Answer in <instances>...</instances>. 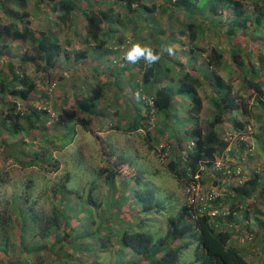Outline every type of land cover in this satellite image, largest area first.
<instances>
[{"label": "trees", "instance_id": "1", "mask_svg": "<svg viewBox=\"0 0 264 264\" xmlns=\"http://www.w3.org/2000/svg\"><path fill=\"white\" fill-rule=\"evenodd\" d=\"M48 1L51 16L59 23L71 25L73 13H82L86 20L84 39L89 46L70 52L57 31L32 28L26 8L28 0H0V9L10 17L9 21L0 22V57L13 55L14 45L30 47L17 55L19 65L9 62L7 69L0 68L3 160L24 168L59 170L61 160L54 151H61L73 142L76 124L90 130L95 119L104 124L108 118L110 122L113 120L111 127L124 133L145 129L148 149L154 148V140L164 141L162 150L170 151L168 169L182 187L204 181L201 175L210 169L215 174L213 183L201 184L225 188L213 207L230 213L221 212L219 217L207 213L195 216L197 208L186 201L170 216L168 232L156 240L157 233L145 228L151 226V213L164 214L166 205L159 201L155 189L142 183L144 173L134 160L117 152L104 135L98 134L103 164H98L97 175L105 176L109 194L104 203L96 195L97 179L86 180L80 187L70 186L76 169L68 167L66 160V169L57 174L51 185L46 206L41 201L44 193L38 190L34 179L16 191L0 186V264H256L247 258L252 250L237 246L236 240L244 241L248 236L253 243L258 237L249 221L251 212L241 213L239 205L249 203L248 198L254 193L264 203L263 175L252 167L255 155L248 153L242 159L248 148L246 140L238 138L225 154L229 141L221 135L226 115H232L229 118L235 130H246L253 106L235 91L233 79L227 80L220 70L237 72L256 99L255 106L264 114V86L259 81L264 74V0ZM115 6L124 9L123 13ZM206 33L223 37L227 46L219 43L211 47L203 63L198 57L207 52L202 43ZM136 41L151 45L157 52L174 42L175 55L165 53L150 68L143 61L129 64L123 54ZM256 41L260 48L250 45ZM251 46L253 49L249 50ZM177 51L184 53L180 59L175 58ZM169 59L170 63L165 64ZM82 61L87 64L88 73L83 78L88 86L78 91L70 111L64 107L61 114L69 118L75 115L76 122H66L61 129L57 128L59 121L53 120L46 107L36 104L38 83L24 65H33L52 81L50 71L58 63H66L71 71L66 78L74 80L83 73L72 74L75 70L72 62ZM256 63L260 68L255 69ZM196 65L201 67L197 70ZM183 67L187 68L185 72L177 75V69ZM167 81L177 85L173 87ZM205 85L210 88L208 95L214 110L204 124L200 87ZM137 92L147 99H138ZM176 93L188 95L191 102L187 108L191 124L183 130L176 128L174 120ZM153 116L156 118L152 120ZM51 129L56 136L50 135ZM182 132L188 142L182 140ZM29 135L38 137L40 145L31 147L32 142L25 140ZM226 155L237 161L226 160ZM220 158L225 165L216 169L215 162ZM238 162L249 174L242 184L236 175L226 171L227 166ZM72 163L75 164V159ZM0 178V184L7 183L5 176L0 174ZM136 181L139 184L135 185ZM128 201L141 205L142 214L150 215L141 217L139 222L131 221L133 214L124 210ZM131 207L129 210H133ZM254 220L261 230L263 221L258 216ZM177 238L185 239L177 241ZM184 249L186 253L192 252L193 259L187 261L182 257Z\"/></svg>", "mask_w": 264, "mask_h": 264}, {"label": "rangeland", "instance_id": "2", "mask_svg": "<svg viewBox=\"0 0 264 264\" xmlns=\"http://www.w3.org/2000/svg\"><path fill=\"white\" fill-rule=\"evenodd\" d=\"M48 0H28L27 3V10L30 13V20L32 28L36 29V31H48V30H55L59 33L60 38L65 42V46L70 52L74 50L86 49L88 48L89 44L85 42V34H86V20L82 18V13L79 11H75L71 17L72 24H62L59 23L53 16H51V2H47ZM159 2L161 0H158ZM13 5L11 3H7V6ZM117 11H121L123 13L124 9H119V6L114 7ZM10 20V17L6 15V13L0 9V22H7ZM53 20V22H52ZM70 20V21H71ZM71 23V22H70ZM177 26V25H176ZM206 40L202 41L204 45H206L207 52L204 56L199 55L198 59L201 60L203 63L205 62V55L210 51L211 47L214 45H218L219 43L225 45V40H222L223 37L211 36L208 33L205 34ZM165 38V37H164ZM249 40V39H248ZM71 41L70 43L67 42ZM201 42V41H200ZM201 43V45H203ZM174 44L171 43V46ZM250 45H255V47H261L258 42L250 43ZM249 45V46H250ZM186 47H190L189 44ZM179 50L184 49L177 47ZM253 49V46L249 48V50ZM30 47L28 45H14L11 56H3L0 57V68L7 69V63L13 62L19 65V60L17 55L23 54L25 51H29ZM248 50V49H247ZM264 51V50H263ZM181 54L183 55V51H177L176 57L180 59ZM244 54H247L246 51ZM254 55L252 56V61L254 59ZM170 60H167L165 64H169ZM85 63V64H84ZM75 70L72 74L80 75L83 73L79 79L74 78V80H69L66 76L71 74L69 65L66 63H58V67L54 68L50 71L52 73L53 78L52 81H48L45 77V74L42 72H38L35 67L31 64L24 65L27 72L35 79L38 83V89L40 90L37 94L34 95L36 98V104L46 107L52 117L53 120H58L59 123L56 125L57 128H62V126L66 122L75 123L77 117L74 115L73 117H61L62 109L64 107L67 108V111H70L69 107L73 104L72 102L79 96V90H86L88 86V82L84 80L83 75L87 72L85 66H87L86 62L80 63H73ZM21 66V65H20ZM77 66V68H76ZM201 66L196 65L195 68L198 70ZM259 64L256 63L255 69H258ZM187 68L183 67L177 69L176 74L180 75L185 72ZM229 69H221L220 74H222L227 80L232 78V83L234 84L235 91L244 95L245 99H248L252 107L253 115L250 118V125L251 128L247 130H243L242 134L239 136H247L248 146L251 148L250 152L253 151V155H255V161L252 163V167L255 166V169L262 173V177L264 180V114L261 112V109L256 105V99L254 96L251 95V90L246 89L244 87V83L242 79H239L238 73L234 72L231 73ZM63 77V78H62ZM259 81L264 86V74H262ZM171 83V81H167V84ZM171 86L177 85V83L169 84ZM210 88L205 86L200 87V93L204 98V108L201 111V119L202 122L205 124L206 120L209 119L212 115L214 110V105L209 100V93ZM111 96V95H109ZM44 99V100H43ZM43 100V101H42ZM66 100V101H64ZM39 102V103H38ZM190 98L186 94H179L176 93L175 96V107L174 113L177 115L175 116L174 120L176 121V128L183 130L184 127L187 128L190 126L191 122L188 120L187 116V108L190 106ZM64 104V106H63ZM71 104V105H70ZM4 105L0 103V110ZM21 108H24V105H20ZM263 111V109H262ZM64 113V112H63ZM127 115H129V111H127ZM238 116V113L235 114ZM230 116L226 115L227 121L223 125H221V135L225 137L228 131H238L233 128V121L230 120ZM156 118L153 116L152 120ZM129 117L123 121V125L127 123ZM113 121V120H112ZM112 121L107 118L104 124H102L99 119H95L90 124V130L84 127V125L77 123L76 124V133L74 135L73 142L64 148L61 151H54L56 158L61 160V169L59 170H52L46 171L38 166L32 167H21L16 164H10L9 161L3 160L4 155L2 153V148L0 147V174L6 177V184H0V186L4 187L8 191H16L22 189V185H25L26 181L30 179H34L36 183H38V190H42V200L43 205L46 206L49 204L48 197L51 196L50 188L53 181L58 177L57 174L63 172L66 169L65 160L68 161V167L75 168V176L73 180L70 182L71 187H80L82 184L86 183V180H91L93 178L97 179V192L96 195L99 200L104 203L105 199L108 197V183L105 180V176L100 174L97 175L98 164L101 165L103 162L101 161V147L98 134L104 135V137L108 140L111 146L117 150L119 153H123L124 155L130 157L134 160V164L141 170L145 176V181H142L147 187L155 189L156 196L161 203H164L166 206L164 214L162 213H143L142 214V206L138 205L136 202L128 201L125 206L124 210L127 214H133L131 216V221H140L141 217L150 215L151 219V226L146 227V230H150L153 233H157L158 236L156 240L160 238V235H165L168 232V223L170 216L176 214L180 205L185 203L186 201L189 202V194L186 192V188L182 187L179 181L175 178V176L170 172L168 169V163L170 158L168 154L170 151H163L162 146L165 144L164 141L158 142V140H154L153 149H148V142L146 136L145 129H139L137 132L132 133H124L116 128L111 127ZM51 124V123H49ZM103 125V127H102ZM151 131L153 128L151 127ZM50 135L56 136V131L54 129L50 130ZM35 136L38 133L34 134ZM238 136V137H239ZM181 138L184 142H188L187 136H185L182 132ZM26 141L32 142L31 147H35L36 145H40V139L38 137L33 138L32 136H27L25 138ZM238 140H236L237 142ZM57 143V141H55ZM55 145V144H54ZM54 148V147H53ZM75 156V158H74ZM80 157V159H79ZM75 159V164L72 162ZM249 161V160H248ZM250 164V163H249ZM251 168V167H250ZM249 168V169H250ZM248 169V170H249ZM73 170V169H72ZM8 171V172H7ZM215 174L209 169L204 171L201 175V179L203 178L204 181L200 182L205 184H212L214 180ZM100 177V178H98ZM0 180H2L0 178ZM135 181V180H134ZM149 181V182H147ZM1 182V181H0ZM2 183V182H1ZM138 182H135V185ZM139 184V183H138ZM225 187V186H224ZM135 188V187H134ZM37 190V191H38ZM225 188H222L221 195H223ZM38 193V192H37ZM47 194V195H46ZM257 193H254L249 197L250 199V206L251 210V217H250V224L254 231L257 230V239L255 238L253 243H250L248 236L245 238L244 241L236 240L237 246L246 247L247 249H251L252 251L248 253L247 258L251 260L253 263L256 264H264V203L262 200L258 201ZM257 200V201H256ZM136 204V205H132ZM130 206L133 210H129ZM258 209L261 212H255ZM260 217L263 221V228L259 230V224L256 223L254 220L255 217ZM138 221V222H139ZM145 221V225H146ZM242 225V224H241ZM158 231V232H157ZM185 238H177L176 240L182 241ZM242 239V238H241ZM253 241V240H252ZM194 245H191L193 248ZM248 250V251H249ZM184 249L182 253V257L185 260L193 259V254L191 251L185 252ZM185 252V253H184ZM253 252L255 254H253ZM252 253V254H251ZM184 254V255H183ZM15 260L13 258L10 260L12 262Z\"/></svg>", "mask_w": 264, "mask_h": 264}, {"label": "built area", "instance_id": "3", "mask_svg": "<svg viewBox=\"0 0 264 264\" xmlns=\"http://www.w3.org/2000/svg\"><path fill=\"white\" fill-rule=\"evenodd\" d=\"M150 102L152 101L150 100ZM248 128H251L250 125L247 126V129ZM243 130H238L236 132L235 131L227 132L225 138L227 139V141H229V146L227 150L224 151L225 154L231 151L232 146L234 145V143L238 138L242 137L243 140L246 141L248 140L247 136H243V135L239 136L240 134H242ZM247 145H248V141H247ZM250 150L251 148H249L248 146L247 150L245 151V156L242 158L243 160L245 159V157H247L248 153L253 155V151L250 152ZM226 160L228 161L232 160L233 162H235L236 159L234 160V158L230 157L229 155H226ZM224 165L225 164L222 158L216 160L215 162L216 169H223ZM226 171L227 173L236 175L238 182L241 184L249 178V174L247 175L243 165L239 162L234 166H227ZM196 177L198 178L200 177V175L197 174ZM186 192L189 194V203L195 205V207L197 208V212L194 213L195 216L199 214L205 215L207 213L208 215H212L213 217H219L222 211L218 207L215 206L213 207V205H215L213 202L221 195L222 192V189L219 186L211 187V188H207L205 186L201 187L200 182L197 181L196 183H193L191 186H188L186 188ZM249 204L250 203H243L239 205L241 213L250 209ZM220 205H222V202L220 203ZM209 209H211V211ZM222 213L229 214L230 211L227 210V211H223ZM234 214H238L237 211H235Z\"/></svg>", "mask_w": 264, "mask_h": 264}, {"label": "clouds", "instance_id": "4", "mask_svg": "<svg viewBox=\"0 0 264 264\" xmlns=\"http://www.w3.org/2000/svg\"><path fill=\"white\" fill-rule=\"evenodd\" d=\"M165 53L169 56L175 55L174 47L171 45L164 46L160 49L159 52H157L151 45H148L141 41H136L130 44L123 55L124 59L129 64H137L143 61L145 66L150 68L153 65L157 64ZM136 95L138 99H147L146 97H141L139 92H137ZM249 210H251V206Z\"/></svg>", "mask_w": 264, "mask_h": 264}]
</instances>
